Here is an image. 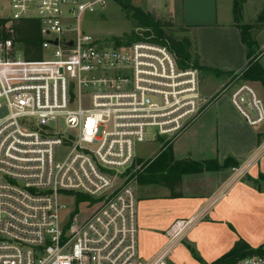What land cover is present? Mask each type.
Here are the masks:
<instances>
[{"label":"built area","instance_id":"built-area-1","mask_svg":"<svg viewBox=\"0 0 264 264\" xmlns=\"http://www.w3.org/2000/svg\"><path fill=\"white\" fill-rule=\"evenodd\" d=\"M111 2L0 0L8 11L0 17V264H171L198 221H174L165 245L139 258L135 145L172 140L206 102L198 71L179 69L167 46L145 38L110 47L83 30L84 16ZM23 20L39 25V61H27L14 39L12 25ZM230 101L249 126L264 124L250 88ZM57 149L67 151L62 160Z\"/></svg>","mask_w":264,"mask_h":264},{"label":"crops","instance_id":"crops-1","mask_svg":"<svg viewBox=\"0 0 264 264\" xmlns=\"http://www.w3.org/2000/svg\"><path fill=\"white\" fill-rule=\"evenodd\" d=\"M237 1L239 22L234 19L236 0H181L165 5L172 19L181 20L182 30L193 42L198 66L207 79L215 81L214 90L225 88L218 96H205L201 112L165 142L173 162L182 163L180 168L165 172L168 148L165 156L159 157L158 151L148 160L138 159L144 170L134 191L138 242L142 239L148 246L142 252L144 259L165 245V232L174 221L193 217L198 221L173 249L171 264H211L239 239L252 249L264 244V182L259 179L264 175V124L249 126L230 101L242 86L256 96L261 94L258 98L264 101L261 83L241 78L251 60L264 70V0ZM249 6L261 9H253L251 16ZM240 26L249 27L250 48L242 40ZM186 163L201 165V171H189ZM235 164L238 169H230ZM173 177L180 180L174 192L178 197L162 185Z\"/></svg>","mask_w":264,"mask_h":264},{"label":"trees","instance_id":"trees-1","mask_svg":"<svg viewBox=\"0 0 264 264\" xmlns=\"http://www.w3.org/2000/svg\"><path fill=\"white\" fill-rule=\"evenodd\" d=\"M115 2H121V0H115ZM123 7L127 15H130L133 20L138 22L137 28L145 29V30L137 34L132 33L128 37V40L125 45L122 44V41L120 39H114V47L118 48L121 46H128L137 41H143L145 40V38H149L148 40L149 42L167 46L169 50L175 54L177 66L179 69L192 67L197 71L198 70L203 71V69L198 66L196 59L194 61L192 60V56L190 54V44L187 40L177 41L167 37L163 30V25H161L160 22L154 20V18L150 14L144 13L139 8H135L131 6L127 1L126 3H124ZM239 10H240L239 1L236 0V3L234 5V19L236 22H239ZM3 24L4 22L1 21L0 25ZM167 26H170V24H167ZM12 29L16 43L22 45L26 60L39 61L42 57V53L39 49L40 36H39V25L37 21L23 20L13 24ZM238 29L240 30L242 40L245 42L246 46L250 48L252 43L247 38L249 27L240 26ZM249 52L251 55V50ZM209 72L213 75H218V72L216 71H209ZM241 78L245 81L259 82L261 83L264 89V70L261 69V67L257 62L251 60L248 64L247 69L242 73ZM168 149H169V155H168L169 162H167L166 169H168V167H171V169L180 168L182 163L173 162L170 153V148ZM186 164H187L186 166H189V171H193V172L201 171V165L189 164V163ZM141 168H143V166ZM236 168H238V164L230 166V169H236ZM139 170L135 172L130 179L136 180L140 174ZM181 173L182 172H179L178 176L181 175ZM259 179L264 182V175H259ZM179 183L180 180L176 177H173L170 180V182H162V185L167 188H170V190L172 191V197L175 196L178 197V195H176L174 192H175V187H178ZM249 256H259L264 258V244H262L256 249H252L242 239H239L235 243L233 248L226 255H224L223 257H221L220 259L216 260L211 264H234L236 261Z\"/></svg>","mask_w":264,"mask_h":264},{"label":"rangeland","instance_id":"rangeland-1","mask_svg":"<svg viewBox=\"0 0 264 264\" xmlns=\"http://www.w3.org/2000/svg\"><path fill=\"white\" fill-rule=\"evenodd\" d=\"M126 1L133 7L139 8L142 12L150 14L154 20L160 22L163 25V30L167 37L181 41L187 40L190 44V54L192 56V60L194 61L196 56L194 55V46L192 40L184 33L185 31L182 30V24L180 23V19L176 18L172 19L171 15H169L166 6L160 3L156 5L149 4L145 0H121V2H111L103 11H97L93 14H87L84 16L81 26L83 30L91 35L93 38L98 40L100 43H109L111 47V43L114 46V39H120L122 44L125 45L128 37L132 33H140L143 32L145 29L137 28L138 22L133 20L130 15H127L123 5ZM248 14L254 15L253 9L260 10V7L253 8V6L246 7ZM8 15V11L4 9L3 5L0 3V17H6ZM245 19L243 22L245 23ZM247 21V20H246ZM242 22V23H243ZM170 24V26H167ZM260 25H256V28L259 30ZM255 32V31H254ZM253 32V33H254ZM247 38L250 40V35L247 33ZM199 73V93L201 99H205L204 97L208 94H212V97L218 96L222 94L225 87L218 88L216 91L214 90L215 81L207 79V74L205 71L198 70ZM257 97H262L261 94L256 93ZM261 99V98H260ZM264 104V101H263ZM204 107H202L203 109ZM155 134V130L150 129L148 131L149 138ZM165 138H155L154 140L149 139L145 143L136 144L135 145V158L133 166H135V172L139 171L142 173L144 170L143 164H138V159H150L152 158L158 151L160 152L159 157L161 155L167 153L166 147L168 144H165ZM67 151L64 149H57L55 153L56 160H62L66 155ZM171 167L166 169L169 172ZM173 170V169H171ZM136 175V174H135ZM134 175V177H135ZM135 179V178H134ZM135 182V183H134ZM133 182V187H136V180ZM60 202L70 206L71 201L69 199L60 198ZM148 247L147 243H145L142 239H139L138 242V249H139V258L144 259L142 256V252L144 249Z\"/></svg>","mask_w":264,"mask_h":264},{"label":"water","instance_id":"water-1","mask_svg":"<svg viewBox=\"0 0 264 264\" xmlns=\"http://www.w3.org/2000/svg\"><path fill=\"white\" fill-rule=\"evenodd\" d=\"M0 113H1V115H3V114H5L6 112H5V110H3V111H1Z\"/></svg>","mask_w":264,"mask_h":264}]
</instances>
